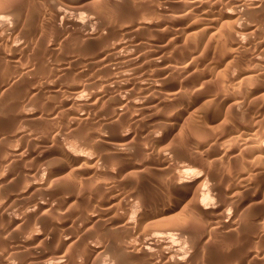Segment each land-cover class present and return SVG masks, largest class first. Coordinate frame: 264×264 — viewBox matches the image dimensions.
<instances>
[{"label":"bare ground","instance_id":"obj_1","mask_svg":"<svg viewBox=\"0 0 264 264\" xmlns=\"http://www.w3.org/2000/svg\"><path fill=\"white\" fill-rule=\"evenodd\" d=\"M2 1L0 0V3L8 6L0 4V72L5 73L0 76V264H192L199 249H204V244L202 250L199 248L202 243L206 240V244L211 239L207 240V237L211 236L209 232L218 230L227 233L232 230L235 234L241 226H245L250 233H244L247 241H255L258 245H250L251 247L246 249L248 251H242L243 254L240 251L228 252V255H233L225 260H220L224 255H218L220 258L215 256L217 261L212 259L215 260L212 264H264V206L258 207L263 198L260 192L264 190L260 189L262 184L249 182V179L256 180L253 178L255 173L253 177L250 176L253 170H245L248 173L246 176L250 174V178L242 176L243 180L240 181L243 189H239L244 192V200H234L241 192L235 190L236 188L227 191L228 203L232 201L229 206L233 207L232 210L228 208L230 211L224 209L228 206H220L221 203L220 207L208 205L209 201L214 199L209 198L212 197L210 192L217 195L226 187L230 178L227 183L222 180L225 184L223 186L219 183L222 188L216 185V180L210 183L207 191L200 188L204 184H201L202 182H207L208 185L210 180L217 179L220 175L216 177V174H220L225 168L219 169V173L214 168L216 173L212 174L214 171L211 172L206 168L207 165H202L205 162L203 157L199 159V154L197 156L202 161L199 163L202 165V173L204 172L203 178L199 177L200 174L183 177L190 171L189 168L194 165L193 169L199 164V160L194 161L199 147L200 152L205 148L215 149L214 146H223L226 150L227 138L232 141V146L240 148L236 153H241V148L248 150V154L243 155L249 162L253 161L254 166L258 164L255 169L259 172L255 170L256 173L264 174V0H133L131 7L124 6L122 9L119 5L121 2L126 5L132 1L42 0V6L51 12V15L48 14L52 16L54 25L48 26L50 29L47 35L41 30L44 36H40L41 33L36 34V31L29 32V35L22 30L24 25L26 27L27 19L24 21V17L31 10L23 17L19 7L18 10L16 6L14 8L11 0H6L7 4ZM29 2L31 4V1ZM38 3L40 4L39 1ZM78 3L84 5L80 6ZM45 9L36 8L35 18H47L48 11ZM68 12H72L73 14H69L73 16L66 17ZM22 21L25 24L21 25ZM30 21L32 19L27 22ZM145 36L147 37L144 38ZM62 40L67 41L66 43L73 42L74 45L69 43L70 46L80 47L81 52L76 49L82 56L78 53L76 55V52L74 56L79 55V58L70 57V54L67 56L72 50L71 47L70 51H65L66 56L62 53L57 57L60 52H57V55L55 52ZM32 50L37 51V56L27 60L26 53H32ZM211 51L215 55L216 51H219L220 58L213 57ZM210 52L212 55L206 59V63L202 59L205 65L201 66L203 69L208 66L213 73L208 70L207 73L211 72L210 76L199 79L197 84L195 76L192 77L187 67L192 66L189 63L196 57H207ZM182 54L188 55L190 60L186 63L179 61L184 58L177 60ZM211 58L219 59L211 61ZM192 70L195 71V68ZM197 72V68L196 73L191 71L193 74ZM173 74L175 81L179 79L177 76L184 74L183 79L180 77V81H176L178 85L172 83ZM201 76L202 74L199 77ZM190 90L191 95L192 92L195 93L193 96L187 94ZM46 92L54 100L39 104L38 99ZM8 93L15 96L11 95L8 99L5 97ZM168 109L173 111L166 113ZM190 111H195L196 115H192L198 120L194 126L195 130L191 128L193 125H190L192 133L197 137L194 136V143L199 139V145L196 144L198 149L191 150L193 152L187 150L191 153L189 156L186 154L189 158L183 154H178L180 157L176 155L179 157L176 158V164L173 162L176 153L174 156L169 154L172 156V164L168 162V153L164 157L159 154L162 159L158 170L170 175V182L168 183V178L167 183L170 184L171 193L165 192L167 184L163 183L165 187L162 194L165 192L167 195L164 193L161 197L162 194H159L161 199L157 198L155 202H151V198V203L147 204L142 212L139 210L141 213H137L138 208L135 207L140 205L143 209L144 205L141 203L144 202L141 201L143 197L139 199L141 203L137 202V197L141 194L134 190L136 185L133 190L138 193L137 197L130 188V167H116L120 160L115 162L110 158L107 160L106 157L114 155V158L121 159L132 153L136 156L148 155L151 158L157 150H164L169 145H165V142V148L161 147L165 139L162 133L174 130L180 120L183 124V118L187 116L185 114ZM251 113L255 114L253 120ZM93 114H102L103 122L97 119L103 123L102 127L111 128L110 126L115 124L120 127L117 132L96 131L93 136L88 131L92 141L84 142L87 148H97V152L101 148L111 150V154L102 160L92 153L83 152L84 150L76 151V147L73 145V149L70 142L71 135L78 133L82 125L93 118ZM43 119L46 122L44 124L48 126L42 127ZM189 120L191 118L188 119V124H191ZM126 126L133 129L124 130ZM39 127L43 129L38 131ZM155 128H160L163 132L158 133L160 129L154 131ZM14 142L18 145H13ZM178 150L176 149L177 153ZM221 155L218 153V159ZM238 155L239 153L235 155V160H240ZM245 159H241L242 166L247 162ZM99 160L103 162L102 167L97 165ZM150 163L156 164L154 161ZM144 165L147 166V163ZM229 167L227 169L230 173ZM244 167L246 168V165ZM244 167L237 169L244 170ZM135 173L136 171L133 174ZM152 175L151 179L154 177ZM162 176L160 175V179ZM156 179L157 182L160 180L157 177ZM236 180H240V177ZM237 183L239 185V181ZM253 191L255 193H252ZM221 193L225 196L222 191ZM221 193L219 198L224 199V196H220ZM119 208L124 212L118 210ZM242 211H246L250 216L244 225L242 222H246V213ZM129 212L133 214L130 213V216ZM199 216L208 218L206 223L207 219L204 221L205 228L203 227L208 229V234L202 229L207 235L194 233L198 234L199 231ZM176 217L180 218L174 220ZM171 218L175 221L174 224L176 220H180V227L173 226ZM188 220L190 223L196 221L189 225ZM183 222L189 226L181 225ZM175 227L180 229L182 235L187 234V248L182 245L176 247L177 244L172 246L175 238L172 241L171 238L179 232ZM106 230H110L109 233L113 230L117 239H110ZM224 236L225 233L222 237ZM178 237L181 238L180 235ZM234 237L236 236L230 240ZM240 238L236 239L242 242ZM242 239H245L244 236ZM176 243H179V240ZM237 245L239 244L235 246L239 247ZM209 261L211 262V259Z\"/></svg>","mask_w":264,"mask_h":264},{"label":"rangeland","instance_id":"obj_2","mask_svg":"<svg viewBox=\"0 0 264 264\" xmlns=\"http://www.w3.org/2000/svg\"><path fill=\"white\" fill-rule=\"evenodd\" d=\"M1 1H2V0H1ZM4 1L6 2V0H4ZM7 1H10V0H7ZM15 1H16V2H15ZM26 1H27V2H26ZM29 1H31V4H30ZM38 1L40 2L41 5L38 3ZM86 1H87V0H86ZM86 1H84V2H86ZM130 1H132V3L128 2V4H126V5H124V4L121 2V3L119 4V5H120V8L122 9V7H124V6H125V7L127 6V8H128V7H131V5L133 4V0H130ZM2 2H3V1H2ZM14 2H15V4H14ZM14 2H13V0H11V4L13 3L12 5H14V8H15V6H16V8H17V10H18V7H19V9L21 10V11L19 10V12H22V13H23V17L26 16V15L28 14L27 12H28L29 10H31V11H29V14H28L26 17H24V21L27 19V20L25 21V23H26V27H24L25 25H24L23 27L21 26V27H22V30H25V32H28V33H29V32L34 33V32L36 31V32H38V33L35 32L36 34L41 33V34H39L40 36H41V35L44 36L45 34H46V35L48 34V32H49L48 29H50V27H53L54 25H52V24H53V22H52V20H51V19H52V18H51L52 16L50 17V15H51L50 13H51V12H50L47 8L45 9V7L42 6V0H41V1H40V0H37V1H35V0H22V1H20V0H18V1H17V0H14ZM34 2H36V3H34ZM7 3H8V2H6V4H7ZM25 3H28L29 5H27V4H25ZM32 3H33V4H32ZM81 3H82V2H81ZM0 4H1V6H2V4L5 5V3H0ZM9 4H10V3H9ZM18 4H19L20 6H19ZM36 4H37V5H36ZM38 4H39V5H38ZM78 4L80 5V3H78ZM78 4H77V5H78ZM32 5H33V7H32ZM35 5L38 6V7H36ZM82 5H84V3H83ZM82 5H80V6H82ZM5 6H8V4L5 5ZM29 6H30V8H31V7H32V8H31V9H30V8L28 9ZM39 6H40V7H39ZM22 8H24V9H23L24 11L22 10ZM33 8H34V9H33ZM36 8H37V10H38L39 8H40V10L45 9L46 12L48 11L47 14L49 13L50 15L48 14V15H47L48 17L45 18V19H41V18L38 19V17H36V18H37V19H36V18H35V13L37 12ZM41 8H42V9H41ZM34 11H35V12H34ZM24 13H26V14H24ZM30 13H32V14H30ZM69 13H70V14H73L72 12H68V13H67L68 16H66V17L73 16V15H70ZM30 15H31V16H30ZM69 15H70V16H69ZM28 17H30V18H28ZM33 17H34L35 20L33 19ZM31 19H32V21L27 22V21H29V20H31ZM48 19H49V20H48ZM24 21H22L21 25L25 24ZM44 21H45V22H44ZM49 21H50V23H48ZM35 22H36V23H35ZM43 22H44V23H43ZM28 23H29V25H28ZM31 23H32V24H31ZM50 24H51V26H50ZM27 25H28L29 27H28ZM38 25H39V26H38ZM42 25H43L44 27H43ZM46 25H47V26H46ZM32 26L35 27L36 29L33 28ZM40 26H41V27H40ZM48 26H50V27L48 28ZM27 27H28V28H27ZM37 27H38V28H37ZM39 27H40V28H39ZM42 27H43V29H42ZM34 29H35V30H34ZM33 30H34V31H33ZM41 30H42V31L44 30L43 33H45V34H43ZM29 35H30V33H29ZM146 37H147V36H145L144 38H146ZM62 41H63V42H61L62 45H61V44L59 45L60 48H58L59 46L57 47L58 50H56V52H55L56 54H55V53H54V54L57 55V54L60 52V53L57 55V57H59V55H61L62 53L64 54L65 51H70V50H71V47H72V50H73V49H75V50H74V51L71 50V51L68 53L67 56H69V54H70V57H75V56H74V55H75V52H76V55H77L78 50L80 49V47H78V46H76V47L72 46V45H74L73 42L71 43V42L68 41V43H66L67 41H66V42H64L65 40H62ZM69 43L72 44V45L70 46ZM65 44H66V45H65ZM67 44H68V45H67ZM64 46H65V47L68 46L70 49H69L68 47L65 48ZM63 47H64V48H63ZM61 48H62V50H61ZM76 48H77L78 50H77ZM63 49H64V50H63ZM34 50H35V49H34ZM34 50H32V53H31L30 51H29L28 53H26V55H28V56L25 55V56L27 57V58H26L27 60H32L35 56H37V55H36L37 51H34ZM59 50H60V51H59ZM76 50H77V51H76ZM203 50H204V49H203ZM203 50H202V51H203ZM210 50H211V49H209V51H210ZM63 51H64V52H63ZM79 51H80V50H79ZM212 51H213V50H212ZM212 51H211V52H212ZM57 52H58V53H57ZM71 52H72V53H71ZM73 52H74V53H73ZM80 52H81V51H80ZM80 52H79L78 54H80V56H82V53H80ZM211 52L209 53L208 56L206 55L207 57H205V56H204V57H201V58H200V57H199V58L196 57L195 60L192 59L193 62L190 61V63H189V61H188V63H189L190 65H192V66H188V67H187V70H188V69L190 70V74H192V77H193V75L195 76V77H194L195 79H194V78H193V79L195 80V82H197V84H198V82L200 81L199 79H206V78H208L207 76H208V75L210 76V74H211V72H212V70L209 69V67L207 66V65H209V64H206V66H207V67H205L206 69H205V68H204V69L202 68V66L204 67V65H205V64L203 65V63H204V62L206 63V61H207L208 58L210 57ZM216 52H217V53H216L217 55H215L214 52H212L213 57H214V56H217V57L220 56V55H218L220 52H219V51H216ZM33 53H34V54H33ZM66 53H67V52H66ZM203 53H204V52H202V54H203ZM71 54H72V56H71ZM212 54H211V55H212ZM34 55H35V56H34ZM64 55L66 56V54H64ZM182 56H184V57H182ZM76 57L79 58V55L76 56ZM76 57H75V58H76ZM182 58H184V59H182ZM185 58H186V59H185ZM219 58H220V57H219ZM219 58H211V61H212V59H214V60H218ZM26 59H25V60H26ZM176 59H177V60L182 59V60H179L181 63H186L187 60H190V58H189L188 55H183V54L180 56V58H176ZM200 59H201V60H200ZM202 59L204 60V62L202 61ZM206 59H207V60H206ZM199 60H200V61H199ZM194 61H196V62L194 63ZM191 62H192V63H191ZM199 62H200V64H198ZM208 62H209V61H208ZM208 62H207V63H208ZM177 63H179V62H177ZM181 63H180V64H181ZM193 63H194V65H193ZM201 65H202V66H201ZM194 66H195V67H194ZM197 66H198V67L200 66V67L198 68ZM191 67H192V68H195V71L192 70ZM196 68H197V71H198L199 73L197 72V74H193V73H196ZM201 68H202V69H201ZM198 69H199V70L201 69L202 72H201V70L199 71ZM205 70H206V71H205ZM208 70H209V71L211 70V72H210V73H207V72H209ZM3 71H5V70H3ZM191 71H193V73H191ZM1 72H2V71H1ZM1 72H0V76H2V74H5L4 72H2V73H1ZM5 72H6V71H5ZM187 72H188V71H186V73H187ZM203 73H206V74H204L205 76L203 75ZM212 73H213V72H212ZM187 74H188V73H187ZM190 74H189V75H190ZM201 74H202V76H201L202 78L199 77ZM196 75H197V76H196ZM206 75H207V76H206ZM176 76H177V75H176ZM185 76H186V75H185ZM187 76H188V75H187ZM190 76H191V75H190ZM178 77H179L178 81H180V77H181V78H182V77L184 78V74H182V76H181V75H180V76H177V78H178ZM197 77H198V78H197ZM203 77H204V78H203ZM212 77H213V76H212ZM174 78L176 79L175 74H173V76H172V79H174ZM183 78H182V79H183ZM196 78H197V79H196ZM175 79H174V81L172 80V83L178 85V83H177L178 81L176 80V81H177V82H176ZM197 80H198V81H197ZM187 89H188V88H187ZM189 89H190V88H189ZM191 89H193V88H191ZM206 90H207V89H206ZM190 93H191V90H190L189 93L187 92V94L190 95V96H193V95L195 94L194 92H192V93H193L192 95H191ZM9 94H10V95H9ZM43 94H44V93H43ZM185 94H186V93H185ZM187 94H186V96H188ZM8 95H9L10 97H8ZM11 95H12V93H8L5 97L8 98V99H10V98H11ZM12 96H15V95L13 94ZM48 96H49V97H48ZM43 97H44V98H43ZM6 98H5V99H6ZM49 98H50V99H49ZM43 100H44L45 102H42ZM49 100H50V101H53L54 99L51 97V95H50L49 93L47 94V92H46V94H44L43 96H41V99H40V98L38 99V103H39V104H40V103H42V104H47V103H48L47 101H49ZM39 101H40V102H39ZM170 109H172V108H170ZM167 111H168V112H166V113H170V111H173V110H169V109H168ZM194 112H195V111H194ZM194 112H193V111H192V112L190 111V112H189L190 114H189V113H186L185 116H186V115H187V116H186V117L184 116L185 118H183V119H185V120H183V121H184L183 124H182V120H180L179 124L177 125V127H176L174 130H171V131L169 130V131H167V132L162 133V132H163L162 129H160V128H155V129H154V131H155L156 129H157V130L160 129V130H158V133L161 132L163 135H165V139H166V140L164 139V141L161 143L162 146H161V145H160V146L165 148L164 143L166 142L167 144L165 143V145H168V143H169V145H168L169 148H167L168 146H166L167 149H166V148H165V149L163 148L164 150H162V149L157 150V152H156V153L154 154V156H152L151 158H149L148 155H145V156H144V155L136 156L135 154H132V153H131V155L125 156V157H123V158H121V159H116V157L114 158V155H112V156H113V159H112V156H111V155H110L111 157L109 156V154H111V150H107V149H109V148H105V149H104V148H101V150H100V148H99L100 151H98V152H97V150H98L97 148H95L96 150H93L94 148H93V149H91V148H89V147L87 148V146L84 145V144L86 143V141H87V142H88L89 140L92 141V137H90V136H91L92 134H93V135H96V134H95L96 131H97V133H98L99 131H103V132H104V131H107V130H110V131H111V130H114V131L116 130L115 132H117V129H118V130L120 129V127H119V126H116V124L113 125V126H110L111 128H109V127H107V128L102 127V126H104V125H102L103 123L100 122V121H102V114H100V115H98V114H93V115H92L93 118L91 117L92 119H89V121H88L87 123H85L86 125H85V124L82 125V128H83V129L80 128V129L78 130V133L75 132V133L73 134V136L71 135V137H70L71 141H70V139H69L68 141L71 142V144H72V145H71L72 148H73V145H74V147H76V151H78V152L81 151V150H84L83 152L86 151V152H88V154L92 153L93 156H95L96 158L101 159V160H102L103 158H105L106 156H109V157H106L107 160H108L109 158H110V160H113V161H115V160H117V161L120 160V161H119L120 163L117 162V161H115V162H117V164H116V163L114 162V164H116V167H117V165H118V166H121V167H126L127 169L130 167V168L128 169V170H130V173H131V176H132V177L130 176V177H131V178H130V181H131V187H130V188H132L131 190H132L133 192H135V194H136L135 197H137V195H138L137 192H140V194L142 195V196H141V195H140V196L138 195V197H137L138 201H137V199H136V201H137L138 203H141L139 199H140V197H141V198L143 197V198L141 199V201L144 202V203H141V205H142V204L144 205V206H143V209H142V206L139 207V206H140L139 204H137V205H139V206H136V207H135V208H138V209H136L137 213H141V212L145 209V206H146L147 204L151 203L152 201L155 202L157 198H158V200L161 199V197L163 196V194H164L165 192H166V193H171V191H170V184H168V183L170 182V177H169L170 175H169L168 173L161 172L160 170H158V166H159V164L161 163L160 159H162L161 157H164V155L167 156V153H168V156H169V157H170V155H172V154H173L172 156H174V154L176 153V154H175V157L173 158V162H175L174 164H176L177 161H178V159H179V157H180L182 154L185 155L184 157H186V156H187L186 154H188V156H189V154H191V153H189V152H193V151H191V150H197V149H198L199 146L197 147L196 144H198V140H199V139H197V142L195 141V143H194V140H196L197 137H196L195 133H192L193 131H192V129H191V128H193V130L196 129V128L194 129V126H196L195 123L197 124V121H198V120H196L197 118H196L195 116L193 117V115H192ZM251 114H252V113H251ZM251 114H250V115H251ZM95 115H96V116H95ZM97 115H98V117H97ZM188 115H189V118H188ZM194 115H196V114L194 113ZM254 116H255V114H252V117H253V118H251L252 120L255 119ZM99 117H100L101 119H100ZM192 117H193V118H192ZM186 118H187V119H186ZM190 118H191V120H189V123H191V124H188V119H190ZM6 119H8V118H6ZM93 119H94V120H93ZM97 119H99L100 121L97 120ZM194 119H195V120H194ZM90 120H91V121H90ZM186 120H187V121H186ZM44 121H45V119H43V122H42V120H41V122H42V124H41L42 127H45V126L47 125V124H46V125L44 124V123H46V122H44ZM95 121H96V122H95ZM97 121H98V122H97ZM194 121H196V122H194ZM39 122H40V121H39ZM102 122H103V121H102ZM192 122H193V123H192ZM27 123H28V122H27ZM88 123H90V124H88ZM93 123H94V124H93ZM97 123H98V124H97ZM99 123H100V124H99ZM180 123H181L184 127H182V125H181ZM30 124H31V123H29L28 126H30ZM43 124H44V125H43ZM87 125H88V126H87ZM97 125H98V126H97ZM99 125H100V126H99ZM180 125H181V127H180ZM190 125H191V126L193 125V127H191ZM28 126H27V127H28ZM47 126H48V125H47ZM120 126H121V125H120ZM42 127H41V128H42ZM95 127H97V128H95ZM139 127H140V126H139ZM190 127H191V128H190ZM28 128H30V127H28ZM86 128H87V131H85ZM90 128H91V129H90ZM113 128H114V129H113ZM115 128H116V129H115ZM177 128H179V130H180V128H182V130L179 131V130H177ZM183 128H185L184 131H183ZM39 129H40V127H39ZM42 129H43V128H42ZM42 129H40V130H38V131H41ZM81 129H82L83 131H82ZM89 129H90V130H89ZM123 129H124V130L127 129V130H130V131H131V129H133V128H129V127L126 126V127L123 128ZM80 130H81V131H80ZM176 130H177V131H176ZM88 131L91 133V135L88 133ZM114 131H113V133H115ZM188 131H190V132H188ZM79 132H81V133L79 134ZM111 132H112V131H111ZM174 132H175V133H174ZM176 132H177V133H176ZM181 132H182L183 135L181 134ZM184 132H185V133H184ZM194 132H195V131H194ZM82 133H83V135H85V136H83ZM178 133H179V134H178ZM189 133H190V134H189ZM191 133H192V134H191ZM87 134H89V135H87ZM172 134H173V135H172ZM176 134H177V135H176ZM193 134H194V135H193ZM75 135H76V137H75ZM77 135L80 136L81 138L78 137ZM93 135H92V136H93ZM166 135H167V136H166ZM179 135H180V136H179ZM181 135H182V136H181ZM190 135L193 136V137H192V140H193V141L190 139V138H191ZM177 136H178V137H177ZM186 136H188V137H186ZM194 136H195L196 138H195ZM74 137H75V138H74ZM84 137H85V138H84ZM88 137L91 138V139H88ZM172 137H173V138H172ZM183 137H185V139H184ZM73 138H74V139H73ZM77 138H78V139H77ZM86 138H87L88 140H87ZM174 138H175V139H174ZM194 138H195V139H194ZM82 139H84V141H82ZM167 139H168V140H167ZM169 139L172 140V143H171V140H169ZM176 139H177L178 141H176ZM187 139H189V140H187ZM77 140H78V141H77ZM173 140H174V141H173ZM183 140H184V141H183ZM72 141H73V142H72ZM81 141H82V142H81ZM175 141H176V142H175ZM188 141H189V142H188ZM191 141H192V142H191ZM84 142H85V143H84ZM226 142H227V143L229 142V143H228L229 145H228ZM226 142H225V144L227 145L226 150H225V148H224L223 146H222L223 148H222V147L220 148V146H219V147L214 146L215 149H213V147H211V150H209V148H208V149L205 148L204 151H206V152L204 153L203 150H202L203 152H202V151L200 152L201 149H200V147H199V152H198V154H196V156H195V157H196V158H195L196 160H194V161L196 162L197 160H199L200 158L203 157V158H202V159H203V162H205L206 164H205V163L203 164L202 161H200L201 159H200L199 161H197V162H198V163L201 162L202 165H204V166L207 165L206 168H208L211 172L214 171V172H212V174H215L216 172L219 173V172H218L219 169L221 170V169L225 168V170L223 169L224 171L221 170L220 174H216V175H217L216 177H218V176L220 175V176L217 178L218 180H217L216 178H215L214 180H210L211 182L209 181V182H208V185H207V182H202L201 184H203V183H204V184L206 183V184H205V185H204V184L201 185V186H203V187L200 186V188H202V189H203V188H205V189L208 188L209 185H210V183H212V182L214 183L215 180H216V185L219 186V185L221 184V185L223 186V185H225V184H223V183H224L225 181H226L225 183H227V180H229V178H230V180L228 181L229 184L227 183V184H226V187H225V188L223 187V190H221V191L223 192V194H225V196L222 195L221 191L219 192V193H221L220 196H222V197L224 196V199L221 198V197L219 198V193L217 194V195H218V196H217V195H214V194H212V193L210 192V194L212 195V197H209V198H211V199L214 198V199H213V200L210 199L211 201L206 200V202L209 201L208 205H210V206L213 205V204H214L215 206H219V204L221 203L220 206H222V207H224V206H228V207H226V208L224 207V209L230 211V210L233 209V207H230V206H229L230 203H232V201H230V202L228 203V201H229V199H228L229 196L227 197V195H228V194H226L227 191H230L231 189H235V188H236L235 190H237V191H241V192H240V194L238 195L239 198H237V197H238V196H237V197H236L237 199L235 198L234 200H237V201H239V200H244V199H245V198H244V197H245L244 192H242V190H240V189H243V188L240 186V185L242 184V183L240 184V181L242 182V180H243V179H241L242 176L245 177L246 174H248L247 171L250 172V171L253 170L252 172H250L251 175H250V174H249V175H250L251 177H253V176H254V173H255V176H254L253 178L256 179L257 182H256V180L253 181V179H249V178H250L249 175H247V176H249V177L246 176L245 178L249 179V182L252 181V182H254L255 184H262V185L264 186V174H263V173H256V172H259V171H257V170L255 169V168L257 167L256 165H258V164H255V166H254L253 161H250V162H249L248 158L245 156L246 154H248V150H245V149L243 150V149L241 148V153H242V154L240 153V151L238 152L239 155H240V156L238 155V156L240 157V158L238 157V159H240V160H235V158H236L235 155L238 154V153H236V151H238V149L240 150V148H236V147L232 146L233 143H232L231 140H228V138H227ZM230 142H231L232 145L230 144ZM74 143H75V144H74ZM170 143H171L172 145H171ZM189 143H190V144H189ZM14 144H15V146H16V144L18 145L17 142H14L13 145H14ZM173 144H174V148H176L177 150L180 149V150H178V153H177L176 149L173 148ZM187 144H188V145H187ZM78 145H79V146H78ZM83 145H84L85 147H84ZM170 145H171L172 147H171ZM176 145H177L178 148L176 147ZM179 145H180V146H179ZM191 145H193V147H192ZM194 145H196V146H194ZM198 145H199V144H198ZM230 145H231V146H230ZM187 146H188V148H187ZM229 146H230V147H229ZM170 147L172 148L171 150H169ZM194 147H196V148H194ZM228 147H229V148H228ZM231 147H232V149H231ZM23 148H24V147H23ZM82 148H83V149H82ZM186 148H187V149H186ZM193 148H194V149H193ZM202 148H203V147H202ZM216 148H217V149H216ZM233 148H234V149H233ZM73 149H75V148H73ZM85 149H86V150H85ZM88 149H89V150H88ZM102 149H103V151H102ZM184 149H185V151H182V150H184ZM189 149H190V151H189ZM212 149H213V150H212ZM220 149H221V150H220ZM223 149H224V152H222ZM227 149H228V151H227ZM104 150H105V151H104ZM187 150H188L189 152H188ZM218 150H219V151H218ZM232 150H233L234 152H233ZM90 151H91V152H90ZM109 151H110V152H109ZM127 151L130 152L129 150H127ZM159 151H160L161 153H158ZM165 151H166V153H165ZM168 151H169L170 153H169ZM171 151H173V153H172ZM179 151H180V153H179ZM211 151H212V152H211ZM217 151H218V152H217ZM225 151L228 152V153H226ZM244 151H246L247 153L244 152ZM86 152H85V153H86ZM96 152H97V153H96ZM162 152H163V154H162ZM181 152H182V153H181ZM184 152H185V153H184ZM243 152H244V153H243ZM101 153H102V154H101ZM105 153H107V154H105ZM157 153H158V154H157ZM202 153H203V154H202ZM208 153H209L210 155H209ZM211 153H212V154H211ZM218 153H219V155L222 154L221 157H222V156H226V154H227V156H226V157H222V159H224V160H222L221 157H220V159H221V161H220V159H218ZM220 153H221V154H220ZM229 153H230L231 155H233V156L230 157V156H229V155H230ZM233 153H234V154H233ZM92 154H91V155H92ZM98 154H99V155H98ZM103 154H104L105 156H104ZM128 154H129V153H128ZM159 154L162 155V156L160 157ZM169 154H170V155H169ZM178 154H180V156H179ZM192 154H193V153H192ZM199 154H201L200 157L197 156V155H199ZM205 154H206V155H205ZM243 154H245V155H243ZM155 155H156L157 157H156ZM176 155H178L179 157L176 156ZM98 156H99L100 158H99ZM101 156H104V157H101ZM172 156H171V157H172ZM188 156H187V157H188ZM228 156H229V157H228ZM244 156L246 157V159H245ZM126 157H127V158H126ZM140 157H141V158H140ZM142 157H144V159H143ZM158 157H159V158H158ZM171 157H170V158H171ZM182 157H183V156H182ZM198 157H199V159H198ZM216 157H217V158H216ZM233 157H234V158H233ZM243 157H244V158H243ZM124 158H125V159H124ZM128 158H129V159H128ZM147 158H148V159H147ZM152 158H153L154 160H153ZM156 158H157V159H156ZM170 158H169V161H168V162H171V164H172V161H171L172 158H171V159H170ZM176 158H178V159H176ZM188 158H189V157H188ZM209 158H211V160H210ZM215 158H216V160H215ZM225 158H227V159L225 160ZM228 158H229V159H228ZM231 158H233V161H232ZM127 159H128V160H127ZM135 159H136V160H135ZM141 159H142V160H141ZM149 159H150V160H149ZM174 159H175V160H174ZM204 159H205V160H204ZM207 159H209L210 161L208 162ZM212 159H213V160H212ZM241 159H245L244 161H247V162L245 163L246 168L244 167L245 165H244V166L241 165V164H242ZM101 160L98 161V163H99V164H97L98 167H102V163H103V162H102ZM110 160H109V161H110ZM121 160H122V161H121ZM124 160H125V161H124ZM146 160H147V161H146ZM152 160H153L154 163H156V164H152V163H150V161L153 162ZM158 160H159V162H158ZM176 160H177V161H176ZM217 160H218V162H217ZM228 160H229V161H228ZM234 160H235L236 162H235ZM113 161H110V163H113ZM126 161H127V162L129 161V163L127 164ZM132 161H133V162H132ZM139 161H140V162H139ZM144 161H146V162H144ZM212 161H213V162H212ZM100 162H101V163H100ZM124 162H125V163H124ZM130 162H132V164H130ZM134 162H135V163H134ZM136 162H137V163H136ZM141 162H142L143 164H142ZM148 162H149L150 164H148ZM207 162L209 163V166H208ZM211 162H212V163H211ZM223 162H224V163H223ZM230 162H232V163H230ZM233 162H234V163H233ZM240 162H241V163H240ZM248 162H249L250 164L252 163L251 166H250V164H249ZM123 163H124L125 165H124ZM146 163H147V166L144 165V164H146ZM201 163H199L200 165H199V164L195 165V168H193L194 170L192 169V167H194V165H193L191 168H189L190 171L188 170V173L185 172V173H187V174L184 173L185 175H183V177L187 175V177H184V178H189V177L192 176V174H193V175H195V174H196V175H199V174H200L199 177H200V178H203L204 172L202 173V171H201V169H200L201 166H202ZM221 163H223V164H221ZM226 163H229V164H226ZM237 163L240 164V165H238ZM247 163H248V164H247ZM138 164H139V166H138ZM157 164H158V165H157ZM233 164H236V165H233ZM131 165L134 166V167H131ZM153 165H154V166H153ZM212 165H215V167H212ZM221 165H222L223 167H221ZM227 165H229L230 167H231L232 165L234 166V168H232L233 166H232L231 168L228 166V167L231 169V170H230V173H229V171H228V169H227L228 167H227V168L225 167V166H227ZM237 165H238V166H237ZM247 165H249V166H247ZM142 166H144L143 169H142ZM145 166H146L147 168H145ZM149 166H150V167H149ZM152 166H153V170L157 168V169H156L157 171H156V170L153 171V170L151 169ZM155 166H156V167H155ZM196 166H197V167H196ZM199 166H200V167H199ZM219 166H220V167H219ZM235 166H236V167H235ZM253 166H254V167H253ZM154 167H155V168H154ZM209 167H210V168H209ZM211 167H212V168H211ZM237 167H240V168L244 167L245 169H244V170H243V169H239V168L237 169ZM249 167H250V168H249ZM136 168H137V169H138V168H141V169H138V170H137ZM214 168L217 169V171H216V170H213ZM247 168H249V169H247ZM251 168H252V169H251ZM132 169H133V170H132ZM145 169H146V170H145ZM147 169H149V171H148ZM150 169H151V170H150ZM191 169H192V171H191ZM226 169H227V170H226ZM232 169H233V170H232ZM234 169H235L236 171H238V170H241V171L243 170V171H242V172H241V171H240V172L238 171V172H239V173H238V172H236ZM250 169H251V170H250ZM131 170H132V171H131ZM139 170H140V171H139ZM143 170H144V171H143ZM245 170H247V171H245ZM255 170H256V172H255ZM133 171H134V172L136 171V173L133 174V173H134ZM141 171H142V172H141ZM145 171L149 172L150 175H149V173H147V172H145ZM215 171H216V172H215ZM233 171H235V172H233ZM244 171H245V173H244ZM139 172H140V174H139ZM144 172H145V174H146V173H147V174L145 175ZM151 172L153 173V175H152ZM156 172H157V173H156ZM159 172H160V175H161V176L163 175L162 178H163V177L165 176V174H166V176H165L163 179L161 178V179H162V182H160L161 179H160V175H158ZM224 172H225V173H224ZM227 172H228V175H230V176H232V177H233V175L235 176V177H233V178H235V179H234V182H233V178H232V177L226 175ZM231 172H233V173H231ZM155 173H156V174H155ZM161 173H162V174H161ZM163 173H164V174H163ZM223 173L225 174V176H224ZM234 173H235V174H234ZM132 174L134 175L135 178L133 177ZM137 174H138V175H137ZM142 174H144V175H142ZM221 174H223V175L221 176ZM231 174H232V175H231ZM256 174H257V175H256ZM260 174H261V175H260ZM147 175H148V176H147ZM151 175H152V177L154 176L152 179H151ZM188 175H191V176H188ZM262 175H263V177H262ZM155 176H156L157 178L160 179V180L158 179V180H159L158 182L156 181L157 179H156ZM167 176H168V177H167ZM256 176H257V177H256ZM220 177H221V178H220ZM226 177H228V178H226ZM239 177H240V180H236V179H239ZM146 178H148L150 181H149L148 179L146 180ZM168 178H169V181H168ZM136 179H137V180H136ZM153 179H154V180H153ZM165 179H167V180H165ZM247 179H244V180H246V182H248ZM151 180H152V182H151ZM220 180H221V181H220ZM222 180H224V182H223ZM235 180H236V181H235ZM146 181H147V182L149 181L151 184H150L149 182L147 183ZM153 181H154V182H153ZM163 181H165V182H163ZM167 181H168V183H167ZM238 181H239V185H238V183H237ZM136 182H137V183H136ZM155 182H157V184H160V185H157ZM135 183H136V184H135ZM145 183H146V184H145ZM154 183H155V184H154ZM161 183H162V184H161ZM163 183H165V185L167 184L168 186L166 185V187H165V185H163ZM219 183H220V184H219ZM230 183H231V184L234 183V184L231 185ZM133 184H134V185H133ZM235 184H236L238 187H237ZM135 185H136L137 187H136ZM145 185H146V186H145ZM155 185H156V186H155ZM161 185H162V186H161ZM221 185H220V188H222ZM227 185H228V187H227ZM133 186H135V188H134ZM204 186H205V187H204ZM210 186H211V185H210ZM239 186H240V187H239ZM263 186H262V188H260L261 191L264 190ZM153 187H154V188H153ZM159 187H162V188H159ZM164 187L166 188V189H165L166 191L162 194V192L164 191ZM231 187H233V188H231ZM133 188H134V190H136V191L138 190V191H137V192L134 191ZM137 188H138V189H137ZM144 188H145V189H144ZM151 188H152V190H151ZM209 188H210V187H209ZM239 188H240V189H239ZM205 189H204V190H205ZM255 189H256V188H255ZM167 190H168V191H167ZM207 190H208V189H206V191H207ZM146 191H147V192H146ZM225 191H226V192H225ZM255 191H256V190H255ZM255 191H253L252 193H255ZM256 192H257V191H256ZM263 192H264V191L260 192V195H261V197H263V198L261 199V200H262V203H261V202L259 203L260 206L257 205L259 208L262 207V206H264V201H263V200H264V193H263ZM156 193H157V194H156ZM166 193H165L164 195H167ZM148 194H149L150 196H149ZM159 194H162V195H160L161 197L159 196ZM262 194H263V195H262ZM152 195L154 196V198H153ZM157 195H158V196H157ZM168 195H169V194H168ZM211 195H209V196H211ZM240 195H242V196H241V197H243L242 199L240 198ZM146 196H147V197L149 196V197H148V198H149V201H148V199H147ZM214 196H217V198L214 197ZM225 197H226V198H225ZM151 198H152V199H151ZM215 198L217 199V202H216V203L214 202V201H215ZM150 199H151V202H150ZM220 199L223 200V201H221ZM227 199H228V200H227ZM238 199H239V200H238ZM218 200H219L220 202H218ZM234 200H233V206H234V204H235V203H234ZM212 201H213V202H212ZM224 201H225V203H223ZM226 201H227V205H226ZM237 201H235V202H237ZM189 203H190V201H189ZM210 203H211V204H210ZM220 206H219V207H220ZM231 206H232V204H231ZM229 207H230V210L228 209ZM135 208H134V209H135ZM231 208H232V209H231ZM255 209H257V207H255ZM118 210H122V209L119 208ZM139 210H140L141 212H140ZM122 211L124 212V210H122ZM122 211H119V213L122 212ZM134 211H135V210H134ZM136 211H135V212H136ZM246 211H247V210H246ZM246 211H244V212L246 213ZM135 212H134V213H135ZM242 212H243V211H242ZM244 212H243V213H244ZM130 213L133 214L132 212H129L128 215H129ZM243 213H242V215L245 214V213H244V214H243ZM131 214H130V216H131ZM246 216H247L248 218H246ZM199 217H200V218H199ZM199 217H197V218H199V221H200V222H198V223H200V226H199V228L197 227V228L199 229V231H197V229H196L195 231H197L198 234H196V232H194L195 235H199V233H200V234H206V233L208 234V232H207L208 229H204V228H205L204 221L207 219V220L205 221V223H206V222L208 221V218L205 219V217H201V216H199ZM241 217H242V218H241ZM241 217H240V218L242 219V221H243L244 219H245L244 221H246V219H249L250 216H249V214L246 213L245 216H244V219H243V216H241ZM177 218L179 219L180 217H176V218H174V220L177 219ZM201 218H202V219H201ZM171 219L173 220V218H171ZM200 219H201V220H200ZM203 219H204V220H203ZM168 220H170V219H168ZM168 220H167V221L165 220V221H166L167 223H170ZM174 220H173V224H174V222H175ZM165 221H164V222H165ZM170 221H171V220H170ZM178 221H180V220H176V223H177ZM183 221H184V220H183ZM185 221L187 222V220H185ZM185 221H184V222H185ZM194 221H196V220H193V222H194ZM162 222H163V221H162ZM180 222H181V221H180ZM180 222H178V224H177L178 226L176 225V223L173 225V224H172V221H171L170 224L173 225V226H176V227H180V226H179ZM184 222L181 223V225L183 224V226H185V225L188 224V223H189V225H190V224H194L193 222L190 223L191 221H189V220H188V223H184ZM167 223H166V224H167ZM202 223H203V224H202ZM242 223H243L242 225H244L245 223H247V221H246V222H242ZM170 224H169V225H170ZM184 224H185V225H184ZM171 225H170V226H171ZM189 225H186V226H189ZM195 225H196V224H195ZM195 225H194V227H195ZM198 225H199V224H198ZM198 225H197V226H198ZM202 225H203V226H202ZM171 227H172V226H171ZM176 227H175V228H176ZM181 227H182V226H181ZM203 227H204V228H203ZM242 227H243V228H242ZM173 228H174V227H173ZM195 228H196V227H195ZM176 229H177V228H176ZM202 229H204V230L206 231V233H205L204 230L202 231ZM239 229H240L241 231H240ZM177 230H178V229H177ZM177 230H175V231H177ZM106 231L109 233L110 230H106ZM106 231H105V233H106ZM178 231H179V232H176V233L173 231V233H175V234H174V237L171 238V241H172V239H174V238H175V240L172 241V243L174 242V244H172V246L174 245V247H175V244H177L176 247L182 245V246H185V247L187 248V247H188V243L185 242V238H186L185 236H186L187 234L184 236V235H182V232H180V229H179ZM193 231H194V230H193ZM228 231H229V232H228ZM228 231H227V233H229V234H227L225 231H220V232L223 233V234H222V233H220L218 230H217V232H216V231H215V232H212V233H214V234L216 233L215 235L209 232V235L211 234V236H210V237H207V240H208L209 238H211V239H209V240L207 241L208 243L206 242V244H205V241H206V240L202 243V245H201L199 248H201V250H202V247H203L204 245L206 246V248H205V246H204V247H203L204 249H203L202 251H200V249H199V253H197L198 255H195V256H197L198 258H197V257H194L195 259H193V261H194L193 263H195V264H201V263H202V264H206V261H207V262H208L207 264H212V263H214L215 260L217 261V259H215L216 257H217V258H220L218 255H220V256L224 255L223 258L221 257L222 259H220V260H225L226 257H230L231 255H233V254H231L232 251H234V252H235V251H237V252L240 251V253H242V251H245L246 249L250 248V247L253 246V244L255 243V241L252 242V243H250V242L247 241V239H246V235H247V233H249V232L246 230V227H245V226H241V228H238V230H237L236 232H234L235 234H236L237 232H239V233H237V235L233 234L232 230H228ZM112 232H113V230H111V232H110L109 234L107 233V234L109 235L108 237H109V238L111 237L110 239H112V240H113V239L116 240L117 238H116V236H114V235H115V234H114L115 232H113V234H112ZM203 232H204V233H203ZM240 232H241V233H240ZM177 233H178V234L181 233V234H179L180 237H181L180 239H179V237H178L179 235H178ZM217 233H219V234H217ZM224 233H225V236H224V238H223L222 236L224 235ZM231 233H232V234H231ZM242 233H243V234H242ZM244 233H246V235H245ZM207 234H206V235H207ZM220 234H222V236H220ZM240 234H242V235H240ZM213 235H214L215 237H214ZM229 235L231 236L230 238H232L233 236H236V237H234L233 239L230 240ZM239 235H240V236H239ZM248 235H250V233H249ZM113 236H114V237H113ZM226 236H227V237H226ZM237 236H239V238L241 237L240 240H241V241L243 240V241H245V242H243V241H242V242L238 241L237 239H239V238H238ZM243 236H244L245 239H242ZM183 237H184V238H183ZM212 237H213V238H212ZM220 237H221V238H220ZM115 238H116V239H115ZM236 238H237V239H236ZM176 239H177V240H176ZM214 239H215V241H214ZM222 239H223V240H222ZM228 239H229V240H228ZM178 240H179V243H176V242H178ZM217 240H218V241H217ZM221 240H222V241H221ZM225 240L228 242V244H225V243H227ZM232 240H234V241H232ZM236 240H237V241H236ZM183 241H184V242H183ZM210 241H211V242H210ZM213 241H214V242H213ZM229 241H230V242H229ZM235 241H236L237 243H236ZM212 242H213V243H212ZM220 242H221V243H220ZM238 242H239V243H238ZM182 243H183V244H182ZM241 243H242V245L240 246ZM243 243H245V244H244L245 246L243 245ZM246 243H250V244L247 245ZM179 244H180V245H179ZM184 244H185V245H184ZM203 244H204V245H203ZM207 244H208V245H207ZM215 244H216V245H215ZM219 244H220V245H219ZM234 244H235V245H236V244H239V245H237V246H239V247H236ZM209 245H210V246H209ZM230 245H231L232 247H231ZM246 245H247V247H246ZM250 245H251V246H250ZM255 245H258V244L255 243ZM259 245H260V243H259ZM233 246H235V248H234ZM207 247H208V248H207ZM210 247H212V249H211ZM215 247H216V248H215ZM229 247H230V248H229ZM243 247H245V248H243ZM214 248L217 249V250H215ZM237 248H239V249H237ZM242 248H243V249H242ZM227 249L230 250V251H228ZM234 249H235V250H234ZM220 250H221V251H220ZM224 250H225V251H224ZM216 251H217V252H216ZM246 251H248V250H246ZM204 252H206V253L204 254ZM211 252H212V253H211ZM228 252H231L230 255H228V254H229ZM202 253H203L204 256L202 255ZM209 253H210V254H209ZM216 253H217V254H216ZM243 253H244V252H243ZM243 253H242V254H243ZM207 254H208V255H207ZM225 254H227V255H225ZM199 255H200V256H199ZM206 255H207V257L204 258ZM208 256L210 257L211 262L209 261L210 259H209ZM213 256H214V257H213ZM215 256H216V257H215ZM199 258H200V259H199ZM203 258H204V259H203ZM207 258H208V259H207ZM206 259H207V260H206ZM212 259H215V260H212ZM201 260H202V261H201ZM204 260H206V261H204ZM200 262H201V263H200ZM193 263H192V264H193Z\"/></svg>","mask_w":264,"mask_h":264}]
</instances>
